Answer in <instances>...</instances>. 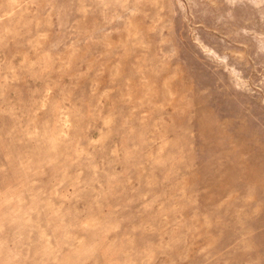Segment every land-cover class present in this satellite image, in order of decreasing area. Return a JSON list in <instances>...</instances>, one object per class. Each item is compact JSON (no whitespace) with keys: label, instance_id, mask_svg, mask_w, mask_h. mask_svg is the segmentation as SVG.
Here are the masks:
<instances>
[{"label":"rangeland","instance_id":"1","mask_svg":"<svg viewBox=\"0 0 264 264\" xmlns=\"http://www.w3.org/2000/svg\"><path fill=\"white\" fill-rule=\"evenodd\" d=\"M0 264H264V0H0Z\"/></svg>","mask_w":264,"mask_h":264}]
</instances>
